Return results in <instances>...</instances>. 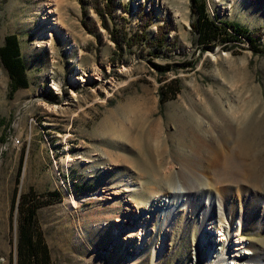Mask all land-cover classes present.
<instances>
[{
    "label": "rangeland",
    "instance_id": "374dc122",
    "mask_svg": "<svg viewBox=\"0 0 264 264\" xmlns=\"http://www.w3.org/2000/svg\"><path fill=\"white\" fill-rule=\"evenodd\" d=\"M205 1L216 20L249 30L261 27L262 52H253L244 36L227 48L200 49L191 0H115V11L103 17L95 8L103 10L105 0H68L64 28L46 38L40 34L43 18L51 14L46 0H0V46L6 35H17L29 83L11 92L0 61V264H13L15 198L31 189L56 193L57 199L37 212L54 264H212L206 256L198 261L195 250L200 225L223 217L221 200L227 216L246 222L235 240L264 251V183L244 180L253 159L264 153V142L245 156L237 151L238 129L232 128L230 143L221 135L231 114L238 117L229 111L232 103L244 109L245 124L256 116L264 120V0ZM160 27L166 38L157 49L153 41ZM61 32L74 39L64 40ZM155 64L166 66V72ZM173 78L181 89L161 102L160 86ZM111 125L121 131L108 132ZM205 145L221 150L219 164L208 172L218 193L206 210L212 218L203 219L205 210L197 213L191 206L197 196L186 194L190 213L181 214L169 234L153 216L140 250L137 237L114 244L113 226L127 213L132 217L150 208V187L166 194L185 165L193 168L197 156H207ZM224 153L244 168L227 167ZM263 167L264 154L258 164L264 178ZM122 174L133 176L136 190L120 187ZM97 191L104 195L94 198ZM80 197L73 206L71 199ZM220 233L212 234L216 252L224 237ZM231 258L233 264H248V258Z\"/></svg>",
    "mask_w": 264,
    "mask_h": 264
},
{
    "label": "bare ground",
    "instance_id": "6f19581e",
    "mask_svg": "<svg viewBox=\"0 0 264 264\" xmlns=\"http://www.w3.org/2000/svg\"><path fill=\"white\" fill-rule=\"evenodd\" d=\"M46 1H47V3H46L47 12L46 13H48V14L51 13V14L47 15L46 18H43V20L41 22L42 31L40 32V34L43 35V38H46L47 33L48 32L50 33L51 30L57 32V31H60V29L64 28V19H63L64 17H63L62 10L65 9V7L68 5V2H67L68 0H46ZM61 33H62V38L64 40L71 41L74 39L72 33H69V32H61ZM44 42L45 41H43V43ZM46 43L48 44V41H46ZM73 45L74 44L72 43L71 45H69V47L73 46ZM54 85L57 88H60L59 83L54 82ZM229 104H231V103H229ZM229 111L230 112L232 111V113L235 112V114H237L238 117H237V119H235V115L233 116V114H231L232 117H230L228 119V121L226 122V125H224L225 127H223V131L221 133L223 139L226 140L227 143L234 141L233 140L234 134L232 133V128L235 127L236 130L238 129L237 135L239 134L238 135L239 139L237 138L238 139V150L237 151L238 152L240 151L239 153L242 155H244L246 152H249V151L252 152L251 150H254L253 147L255 145H257L259 142H264V140H263L264 138H262V136L264 135V120L259 119L258 116H256V119L254 121L251 120V123L245 124V119H246L245 116L246 115L244 114V109L241 110L238 104L232 103L230 108H229ZM246 125H248V127ZM220 128H221V126H220ZM117 129L121 131V128H118V127L116 128V127L111 125L107 131L109 132V130H110V132L116 133V132H118ZM122 132L126 133L124 131H122ZM199 135H197V136H199ZM258 137L260 138V140L257 139ZM230 139H231V141L229 142ZM194 140H196V139H194ZM203 140L204 139H201V141H200L201 145L203 143L202 142ZM235 141H236V139H235ZM222 145H223V143L220 145V147ZM220 147H215L214 145H209L207 148L205 145L203 147V151L204 150L206 151L207 156L204 158H202L201 156H197L198 160L195 163V167L192 166L193 168L185 165V167H183V170H182L183 171L182 172V178H180L178 180V182L168 184V192L166 194L162 193V191L158 190L154 186L150 187L149 188V191H150L149 194H151V199L153 200V202H151L150 208L146 207V208H144L143 211H141L140 213H137L136 215L134 214L132 217H130V214L127 213V214H125V219H123V221H121L120 223H116V222H119L120 220L118 218H115L114 221L116 224L113 226V228L111 230V236H110L112 242L114 244L119 243V242H122V243L132 242L131 240H133L134 237H137L139 239V241H138V244L136 246V249H137V251L140 250L142 248V246L145 244L146 239H148V237H149L148 223H150L152 221L153 216H157L158 218L159 217L161 218L162 226H163V232H166V234L167 233L169 234L174 229L180 215L190 213L191 207H190V204L188 203L189 198L188 197H186V198L182 197L183 195H186V194H192L193 193L197 196L196 204L195 203H194V205L191 204V206L197 207L195 209L197 211V213H200V211H199L200 209H203V211L205 210L204 212L202 211L203 213L201 214V215H203L202 217L204 219L205 216H207L206 210L210 209L211 203L215 202L217 197H218L217 191H214L210 187L212 185V181H211L212 179L210 180V177L208 176V172H210L211 170L213 171V169H215L216 166L220 162V160H219L220 158L218 157L219 154L221 155ZM193 148H195V147H193ZM228 152H229V150H228ZM231 152L232 151H230V153ZM263 154L264 153H260L255 157L256 159L255 158L253 159V161L251 162V165H250L251 166L250 169L248 170V172L244 173V178H245L244 180L253 179V182L255 181L258 183H260V182L264 183V178L262 176L263 172L261 171V169L258 168L259 161L262 159ZM225 155L227 157H225ZM225 155L223 157L227 158V161H226L227 167H231L230 169H232V165H233L236 167L238 172H240L239 169L241 167L244 168L243 167L244 165L241 164L242 163L241 161H240L241 163H239L237 161L235 162V160H233L232 157H230L231 155L229 153H226ZM245 156H246V154H245ZM253 156H252V158H253ZM239 157L244 158L241 155ZM67 160H69V159H67ZM249 162H250V160H249ZM182 166H184V165H182ZM263 169H264V167H263ZM232 173L234 176L235 169L232 171ZM235 175L237 176L239 174H235ZM191 177L194 178V180H192L190 182L189 180L191 179ZM117 183L126 192H131L133 190H136L135 189L136 188V182L134 181L132 175L122 174L117 179ZM191 188L193 190H189ZM263 189H264V186H263ZM101 195L103 196L104 194L97 191V192H95V195H93V196H94V198H96V197H99ZM198 196H199L201 201H199ZM82 199L83 198H81V197L80 198H72L71 203L73 206H77L82 201ZM239 202H241V201H239ZM218 205H219L218 209L223 214V217H220L221 219L220 218L218 219V218H216V216H214V218L211 220L206 218L207 220H209L211 222L208 224L206 222L207 225L205 227L202 226L203 224L200 225L199 230L201 231V236L198 238V244H197V247L195 250V254L197 255V260L199 261L200 259L203 258V256H206L207 259L212 264H227L226 260L229 261V263H230V261L233 260L232 258L230 260V257L234 256V257H236L237 260H240L243 257L248 258L247 259L248 261L246 260L248 262V264H264V251L261 250L262 252H256L254 250V248L249 243L248 244L245 243L243 241V239L235 240L236 235L240 234V232L243 230V226L246 224L243 217L241 218V217L237 216L238 219H233L232 217L227 216L225 211H224L227 208L226 206H224L225 205L224 200H221V203L218 202ZM241 207H242V204H241ZM231 209H233V208H231ZM263 209H264V204H263ZM243 212H245L244 209H243ZM262 212L264 213V210ZM214 214L215 213H213V215ZM263 216H264V214L261 215L260 218L263 219ZM207 217H211V216L208 215ZM230 218H231V220H230ZM102 227H104V226L102 225ZM228 228L230 230H228ZM219 231L223 232V233H220L221 234L220 238L222 237V235H224V237L221 240L222 244H219L221 250L216 252V248H215V246H213L214 243L216 242L214 239L216 237L212 234L213 233L218 234ZM228 231L230 234H228ZM234 233H237V234H234ZM160 240H161L160 244H163V237H161ZM212 243H213V245H212ZM226 243H227V245H226ZM224 246H226V248H224ZM244 249H246V250H244ZM217 250H218V248H217ZM137 251H136V253H137ZM222 251H223V253H222ZM154 256H156L155 252H154ZM224 259H226V260H224ZM135 260L136 259H134V261ZM233 262L234 261H232L230 264H233ZM239 264H240V262H239Z\"/></svg>",
    "mask_w": 264,
    "mask_h": 264
},
{
    "label": "trees",
    "instance_id": "16d2710c",
    "mask_svg": "<svg viewBox=\"0 0 264 264\" xmlns=\"http://www.w3.org/2000/svg\"><path fill=\"white\" fill-rule=\"evenodd\" d=\"M117 3L115 0H105L104 9H96L100 16L108 14L111 16L115 11ZM126 8V7H125ZM191 10L195 15V21L192 24L193 29L198 33V44L200 49H210L215 45H221L227 48L233 42L241 40L244 36L253 52H260L258 40L262 34V28L249 30L239 25L216 20L211 17L207 10L205 0H191ZM104 28H109L107 23L103 22ZM153 43L157 49L164 46L166 32L162 27ZM126 35V33H124ZM142 38H146L144 31ZM115 44H120L116 39ZM262 52V51H261ZM0 61L8 73L11 92L19 88L29 86L26 66L21 56L19 41L16 34H8L4 37V43L0 46ZM162 74L166 72V66L155 64ZM181 89L178 78L171 79L168 83L160 86V101L175 98ZM15 198L18 218L16 223V239L13 264H54L51 257L50 248L45 240L44 233L38 225L37 212L39 208L47 205L57 199L56 193L47 191L38 193L31 189L27 192L18 193ZM15 207V206H14Z\"/></svg>",
    "mask_w": 264,
    "mask_h": 264
}]
</instances>
